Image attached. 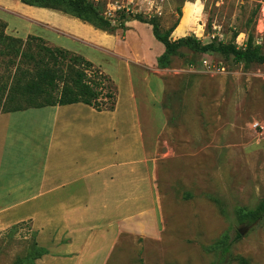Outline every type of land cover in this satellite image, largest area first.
Listing matches in <instances>:
<instances>
[{
	"label": "rangeland",
	"instance_id": "rangeland-1",
	"mask_svg": "<svg viewBox=\"0 0 264 264\" xmlns=\"http://www.w3.org/2000/svg\"><path fill=\"white\" fill-rule=\"evenodd\" d=\"M90 1L104 13L117 9L114 30L103 32L60 11L28 6L21 0H0V18L14 37H43L38 34L43 28L59 39L88 46L84 51L95 66L123 81L124 100L129 64L120 58L142 70L131 67L139 95L148 98L153 96L150 92L158 93L157 84L163 89L165 112L161 116L156 111L153 123L161 132L149 153L162 232L158 238L123 234L106 264H264V219L251 223L238 217L240 209L254 208L264 199V63L237 62L213 51L187 48L183 55L160 63L165 48L147 22L156 16L163 29L179 22L173 39L195 35L204 43L235 41L242 47L252 36L264 52V0ZM123 7L131 8V14ZM31 18L90 38L109 37L110 43L83 41ZM44 39L50 46H61L55 38ZM32 65L30 59L22 63L27 69ZM15 66L0 63V85L5 83L7 89ZM143 71L148 73L146 82ZM18 103L10 101L0 111L35 106ZM225 235L232 242L227 252L216 246ZM35 241L37 232L30 222L0 231V264L28 257Z\"/></svg>",
	"mask_w": 264,
	"mask_h": 264
},
{
	"label": "crops",
	"instance_id": "crops-1",
	"mask_svg": "<svg viewBox=\"0 0 264 264\" xmlns=\"http://www.w3.org/2000/svg\"><path fill=\"white\" fill-rule=\"evenodd\" d=\"M31 19L83 41L110 43L109 37L90 38ZM42 29L38 34L44 38L91 61L84 51L88 46ZM120 59L130 65L126 100L123 81L99 67L119 86L114 110L72 103L0 113V231L32 223L47 250L36 264H106L123 234L161 235L149 153L161 132L153 123L156 111L165 112L163 89L157 84L156 93L149 84L153 96L139 95L131 67L142 70Z\"/></svg>",
	"mask_w": 264,
	"mask_h": 264
},
{
	"label": "trees",
	"instance_id": "trees-1",
	"mask_svg": "<svg viewBox=\"0 0 264 264\" xmlns=\"http://www.w3.org/2000/svg\"><path fill=\"white\" fill-rule=\"evenodd\" d=\"M21 2L32 7L60 11L103 31L115 29L113 21L90 0H21ZM135 18L140 21L147 20L142 15H135ZM147 22L152 26L155 39L165 48L164 54L160 57V63L162 60H169L170 57L183 55L184 48L199 53L213 51L232 57L237 62L264 63V52L252 36H249L242 47L235 41L225 43L213 40L204 43L195 35L173 39L171 35L179 26V22L168 29L162 28L156 16ZM7 27V22L0 18V63L16 66L10 87L7 89L5 83L0 85V94L2 93L0 109L6 108L10 101L17 102L16 106L20 104L18 102L24 101L35 104L33 107L85 103L99 111L115 109L119 95L118 86L111 76L96 67L92 61L66 48L50 46L40 36L30 34L27 40L14 37L7 33ZM26 59L31 60L33 64L31 69L22 67ZM16 110L22 109L16 107L12 110H2L0 113ZM238 217L243 222L251 223L264 219V199L254 208L240 209ZM240 237L238 233L237 239ZM231 243L229 235H225L216 246L227 252L230 250ZM33 246V253L30 252L26 258L17 259L14 264H34L37 259L46 254L47 250L39 246L36 241Z\"/></svg>",
	"mask_w": 264,
	"mask_h": 264
},
{
	"label": "built area",
	"instance_id": "built-area-1",
	"mask_svg": "<svg viewBox=\"0 0 264 264\" xmlns=\"http://www.w3.org/2000/svg\"><path fill=\"white\" fill-rule=\"evenodd\" d=\"M117 8H121V6L120 5H118V7ZM124 9H126V11H127V13H129V14H131L130 12H132L131 11V8H129V7H123ZM116 10L117 9H115V11L114 12H111V11H106L104 14H105V16L107 17V18H109V19H111L112 21L113 20H115L113 17H114V13L116 12ZM107 14H109V16H107Z\"/></svg>",
	"mask_w": 264,
	"mask_h": 264
}]
</instances>
